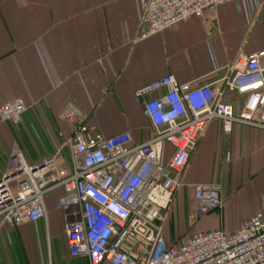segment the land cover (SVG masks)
Here are the masks:
<instances>
[{"label": "crops", "instance_id": "crops-1", "mask_svg": "<svg viewBox=\"0 0 264 264\" xmlns=\"http://www.w3.org/2000/svg\"><path fill=\"white\" fill-rule=\"evenodd\" d=\"M142 1L0 0V105L21 99L27 107L20 124L0 123V176L13 146L29 164L62 147L72 133L59 118L67 103L81 108L91 134L109 138L128 132L133 143L142 144L153 137L142 103L162 100L167 89L142 99L134 97L136 91L166 76L192 87L213 85L228 74L238 54L264 51V4L255 18L238 1L210 11L205 25L191 18L137 40ZM260 61L264 64V57ZM243 100L235 93L223 97L235 112ZM166 150L167 159L171 149ZM61 159V167L66 166V148ZM215 183L221 185V207L198 216L192 186ZM62 195L55 190L47 196V225L40 221L0 229V248L6 238L7 243H35L50 228L62 233L63 214L56 207ZM173 203V214L164 222L169 244L214 230L230 233L264 210V130L233 124L227 134L219 120L212 121ZM35 248L37 255L38 243ZM23 255L7 262L0 257V264L37 263V257Z\"/></svg>", "mask_w": 264, "mask_h": 264}, {"label": "built area", "instance_id": "built-area-1", "mask_svg": "<svg viewBox=\"0 0 264 264\" xmlns=\"http://www.w3.org/2000/svg\"><path fill=\"white\" fill-rule=\"evenodd\" d=\"M242 1L255 18L264 0H143L137 40ZM254 20V19H253ZM136 40V41H137ZM135 42V41H134ZM264 51L238 54L228 74L216 84L192 87L173 76L153 81L134 93L136 99L167 89L162 100L142 103L153 137L135 144L128 132L109 138L90 133L81 108L70 102L59 118L72 133L62 147L40 163L29 164L15 146L0 176V229H17L43 221L46 198L63 195L56 207L63 214L67 255L87 264H264V210L230 233H198L169 244L164 222L183 187L190 158L210 123L219 120L229 133L233 124L264 130ZM248 79V81H246ZM226 93L244 97L240 110L225 103ZM27 107L21 99L0 105V123L16 126ZM63 148L68 153L61 167ZM171 152L166 159L167 150ZM194 210L205 216L223 203L221 185L192 186Z\"/></svg>", "mask_w": 264, "mask_h": 264}, {"label": "rangeland", "instance_id": "rangeland-1", "mask_svg": "<svg viewBox=\"0 0 264 264\" xmlns=\"http://www.w3.org/2000/svg\"><path fill=\"white\" fill-rule=\"evenodd\" d=\"M246 81H248V79ZM174 209L175 208L173 203L170 208V214H173ZM63 234H64L63 226H62V233H57L56 231H53L51 228L47 232L46 230L43 231L42 239L40 238L43 243V246L41 241L37 240L38 237H36L35 239V243L36 244L38 243V250H39V253L37 255H36V248L34 241H30V239H28L25 242L15 240L12 243H7L9 240H7L6 238L4 239L6 244L2 243L3 248H0V257L4 258L7 262V259H9L10 257L15 256L18 258L24 254L23 255L24 257L27 255L30 258L31 256L32 258L33 257L38 258V260L36 261L37 263H33V264H87V262L85 261L84 263L82 261L81 262L72 261V259L68 257L66 249L64 248L65 245L64 243H62L63 242L62 238H65ZM10 235L8 236V239H10ZM24 250L27 251V254L24 253ZM21 252H23V254ZM2 264H7V263L2 262Z\"/></svg>", "mask_w": 264, "mask_h": 264}, {"label": "trees", "instance_id": "trees-1", "mask_svg": "<svg viewBox=\"0 0 264 264\" xmlns=\"http://www.w3.org/2000/svg\"><path fill=\"white\" fill-rule=\"evenodd\" d=\"M72 261H74V260H72Z\"/></svg>", "mask_w": 264, "mask_h": 264}]
</instances>
